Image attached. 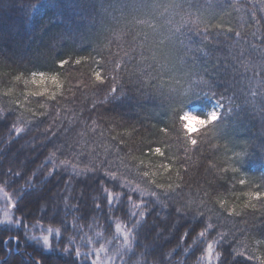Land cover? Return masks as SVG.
<instances>
[{"label": "trees", "instance_id": "16d2710c", "mask_svg": "<svg viewBox=\"0 0 264 264\" xmlns=\"http://www.w3.org/2000/svg\"><path fill=\"white\" fill-rule=\"evenodd\" d=\"M0 189V264H264V0H0Z\"/></svg>", "mask_w": 264, "mask_h": 264}, {"label": "rangeland", "instance_id": "374dc122", "mask_svg": "<svg viewBox=\"0 0 264 264\" xmlns=\"http://www.w3.org/2000/svg\"><path fill=\"white\" fill-rule=\"evenodd\" d=\"M60 79L56 74H46V73H37L31 76L30 78V88L33 91L40 92V91H55L60 86ZM221 109V105L216 102L212 101L208 107H202L199 105H193L189 107L183 113V119L185 121V126L190 131H194L198 126L203 124V120H200L198 124L193 125L192 121L188 119V114L192 113L201 118H206L209 112H213L214 114H219ZM211 119V118H210ZM13 202V199L4 191L0 189V209H4L3 212V219L6 221H12L11 216V206L10 204ZM117 232L123 238L124 241H128V232L125 227L121 224H117ZM47 238L45 241L47 242ZM126 243V242H123ZM215 255L213 253V249L209 248V251L206 256V262L212 261ZM114 255L110 254L105 248H101L97 253V262L99 264H115Z\"/></svg>", "mask_w": 264, "mask_h": 264}, {"label": "snow or ice", "instance_id": "6c2138e0", "mask_svg": "<svg viewBox=\"0 0 264 264\" xmlns=\"http://www.w3.org/2000/svg\"><path fill=\"white\" fill-rule=\"evenodd\" d=\"M65 63H69L68 60H61V61H58L57 62V67H63ZM188 115H191L190 113ZM211 118V119H210ZM219 114H214L213 112H209L208 113V116L206 118H198L200 120H203V124L198 126L196 128L195 131L191 132V133H188L189 136H191L192 138H194L196 136L197 133H203V131L205 130V128L211 126V125H214L215 122L217 120H219ZM171 131V130H170ZM185 132H187V129H184ZM186 139V138H185ZM181 141V139H178L177 140V143L179 144ZM197 144H193L192 146H196ZM85 147H87V145H85ZM245 183H247V181H245ZM241 186H244V185H241ZM260 186L257 185V188H259ZM258 201L259 200H264V196H261V197H258L257 198ZM249 212H258L259 209L258 208H249L248 209ZM230 215H233V213L229 212ZM205 228H207L208 230H212L213 228L209 227L208 225H205ZM185 239L187 238L186 236L184 237ZM220 242H223V240L221 239Z\"/></svg>", "mask_w": 264, "mask_h": 264}, {"label": "clouds", "instance_id": "9594fccd", "mask_svg": "<svg viewBox=\"0 0 264 264\" xmlns=\"http://www.w3.org/2000/svg\"><path fill=\"white\" fill-rule=\"evenodd\" d=\"M190 114H191V115L188 116V119H189L190 121H192L193 125L198 124L199 121H200V119H198V118H201V117H199V116H197V115H195V114H192V113H190Z\"/></svg>", "mask_w": 264, "mask_h": 264}]
</instances>
